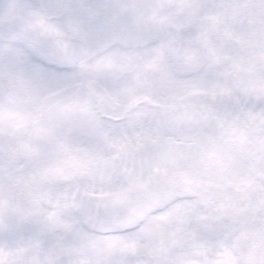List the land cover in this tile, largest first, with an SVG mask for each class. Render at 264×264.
<instances>
[{"label":"snow or ice","instance_id":"snow-or-ice-1","mask_svg":"<svg viewBox=\"0 0 264 264\" xmlns=\"http://www.w3.org/2000/svg\"><path fill=\"white\" fill-rule=\"evenodd\" d=\"M0 59V264H264V0H5Z\"/></svg>","mask_w":264,"mask_h":264},{"label":"flooded vegetation","instance_id":"flooded-vegetation-1","mask_svg":"<svg viewBox=\"0 0 264 264\" xmlns=\"http://www.w3.org/2000/svg\"><path fill=\"white\" fill-rule=\"evenodd\" d=\"M5 0H0V4H3ZM89 3L95 2V0H88ZM23 47V45H21ZM241 54L248 56L253 55L257 48V41L254 37L247 38L244 41H242L241 45ZM7 61L4 59H0V71L4 70L7 67ZM33 104L31 101H23L20 105V110L13 107V118L19 119L22 116H26L27 114L33 112ZM50 118V115L48 113L41 114L39 121L36 125L28 124L26 128H21L17 130V136L20 139H28L31 137L33 140H38L39 137L35 132L32 131L33 127H40L43 126L48 119ZM205 171L210 175H216L220 176L223 173L224 170V153L221 151H215L210 152L209 158L205 163ZM225 264H228V258H225Z\"/></svg>","mask_w":264,"mask_h":264}]
</instances>
